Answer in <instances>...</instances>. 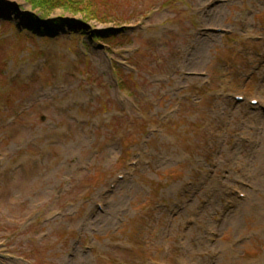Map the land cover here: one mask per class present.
Instances as JSON below:
<instances>
[{
  "label": "rangeland",
  "instance_id": "374dc122",
  "mask_svg": "<svg viewBox=\"0 0 264 264\" xmlns=\"http://www.w3.org/2000/svg\"><path fill=\"white\" fill-rule=\"evenodd\" d=\"M110 3L0 0V264H264V0Z\"/></svg>",
  "mask_w": 264,
  "mask_h": 264
},
{
  "label": "trees",
  "instance_id": "16d2710c",
  "mask_svg": "<svg viewBox=\"0 0 264 264\" xmlns=\"http://www.w3.org/2000/svg\"><path fill=\"white\" fill-rule=\"evenodd\" d=\"M26 1L32 6V8L34 9L37 8L38 10H40V12L43 13L44 17L42 18L36 16H32V17H34L37 23L36 32L38 34L42 33L44 37H47L46 35L48 34H54L56 27L55 25H60V24L62 25L65 23V20H63L62 18L48 19L45 22V19H47L46 17L47 14L57 8L63 9L72 14H78L79 12H82L86 14L85 16H87V18L95 19L101 23L112 22L113 21L112 19L118 17V11H115L114 7L111 5L110 3L111 0H26ZM85 16H83L82 18L87 20ZM117 22L118 21H116V23ZM118 39L121 41L127 40V42H129L128 35H124L120 32L113 31L111 29H107L101 33L98 32L97 34L92 36V40L102 41V42L106 41L107 43H109L108 46H110V43L112 42L114 43V41ZM116 45L118 46V43ZM113 73L116 78H118V76L123 77L122 75L123 71L119 67H115V68L113 67ZM123 82L125 81H121L118 84L119 89L124 87Z\"/></svg>",
  "mask_w": 264,
  "mask_h": 264
}]
</instances>
